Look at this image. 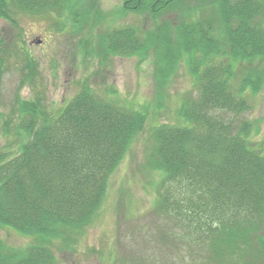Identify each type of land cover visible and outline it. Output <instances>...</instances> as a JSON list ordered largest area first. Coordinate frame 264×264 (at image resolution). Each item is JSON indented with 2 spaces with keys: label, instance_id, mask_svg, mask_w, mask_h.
<instances>
[{
  "label": "trees",
  "instance_id": "trees-1",
  "mask_svg": "<svg viewBox=\"0 0 264 264\" xmlns=\"http://www.w3.org/2000/svg\"><path fill=\"white\" fill-rule=\"evenodd\" d=\"M160 1L125 0L124 7L156 14ZM212 1L203 10L220 8L203 21L174 30L167 23L143 31L119 27L100 39L103 58L144 59L153 51L159 105L181 65L197 91L176 109L178 124L149 132L148 166L161 179L155 242L163 241L160 250L169 244L177 250L115 264H264V150L243 118L248 95L264 83V7L255 0ZM72 6L73 0H0V19L14 25L12 10L63 14ZM259 17L262 24H254ZM3 71L0 50V85ZM115 95L84 84L58 111L48 113L35 99L17 102V123L13 112H0L8 138L0 147V228L31 240L21 248L0 241V264H58L55 243L90 225L111 174L146 125L144 113L119 105Z\"/></svg>",
  "mask_w": 264,
  "mask_h": 264
},
{
  "label": "rangeland",
  "instance_id": "rangeland-1",
  "mask_svg": "<svg viewBox=\"0 0 264 264\" xmlns=\"http://www.w3.org/2000/svg\"><path fill=\"white\" fill-rule=\"evenodd\" d=\"M73 1L75 6L63 14L59 8L25 13L12 10L9 16L14 25L0 19L4 63L0 112H13L17 123V102L35 99L48 113L58 111L87 84L101 92L113 89L116 93L113 100L144 113L146 125L111 174L105 197L90 225L74 234L73 239L55 243L53 252L58 264H115L117 259L132 258L134 254L146 253L150 257L169 251L174 254L177 248L171 244L160 250L163 241L158 238V243L155 242L160 221L156 220L154 207L161 179L148 166L153 146L149 132L156 126L178 124L176 109L184 98L197 95L193 79L181 65L163 91L165 98L159 105L155 99L153 51L144 59L103 58L99 43L106 32L119 27L134 26L143 31L167 23L174 30L192 20L203 21L219 10V3L203 10L212 0H171L170 4L161 0L155 4L158 13L152 14L148 9L124 7L125 0ZM255 1L264 7V0ZM145 2L152 5V0ZM262 19L259 17L253 23L262 24ZM255 64L249 62L250 66ZM248 104L243 118L253 123L258 131L254 140L264 150V83L257 95H248ZM2 124L0 117V147L8 141L3 136ZM0 241L21 248L31 240L13 229L0 228ZM241 248L245 249L243 245Z\"/></svg>",
  "mask_w": 264,
  "mask_h": 264
}]
</instances>
